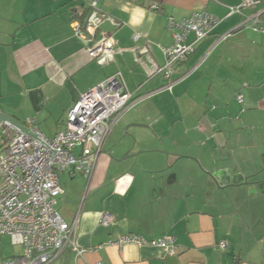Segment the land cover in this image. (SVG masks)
I'll list each match as a JSON object with an SVG mask.
<instances>
[{
    "label": "crops",
    "instance_id": "crops-1",
    "mask_svg": "<svg viewBox=\"0 0 264 264\" xmlns=\"http://www.w3.org/2000/svg\"><path fill=\"white\" fill-rule=\"evenodd\" d=\"M94 1L111 20L100 31L114 40V54L100 60L89 58L72 31V23H86ZM240 3L0 0L1 114L23 127L30 118L52 138L78 98L106 78L120 73L131 94L91 176L59 174L55 210L85 252L66 250L50 264H264V129L257 130L264 121V34L252 29L255 17L264 24V0L231 14ZM194 12L219 22L167 80L158 71L160 47L173 42L168 18ZM103 213L111 215L108 226L99 222ZM125 234L170 235L174 252L94 249ZM21 251L0 238V264Z\"/></svg>",
    "mask_w": 264,
    "mask_h": 264
},
{
    "label": "built area",
    "instance_id": "built-area-1",
    "mask_svg": "<svg viewBox=\"0 0 264 264\" xmlns=\"http://www.w3.org/2000/svg\"><path fill=\"white\" fill-rule=\"evenodd\" d=\"M260 1L241 0L230 13L241 14L243 9ZM89 9L85 33L78 23H72L73 34L86 45L91 60H100L114 54L112 36L100 31L101 24L111 20L99 10L96 1L90 3ZM218 22V18L205 12H194L180 21L169 17L167 28L173 42L168 47H160L164 65L158 73L170 80L174 67L194 52V44L206 38ZM252 29L264 34V24L258 17L254 18ZM190 34L192 41H188ZM237 100L242 102V96L238 95ZM131 102L122 76L116 73L78 98L66 115L64 129L52 138L43 136L30 118L25 120L24 127L31 135L0 121V238L8 236L22 250L20 255L1 264H50L66 250L78 257L85 252L78 247L73 228L55 210V200L63 193L59 174L67 171L71 177L89 178L103 139ZM76 147H80L78 155L73 153ZM99 222L110 225L111 215L101 214ZM174 242L175 238L170 235L147 240L137 234H125L94 249L150 246L166 249L171 255ZM219 247L224 248V242Z\"/></svg>",
    "mask_w": 264,
    "mask_h": 264
},
{
    "label": "water",
    "instance_id": "water-1",
    "mask_svg": "<svg viewBox=\"0 0 264 264\" xmlns=\"http://www.w3.org/2000/svg\"><path fill=\"white\" fill-rule=\"evenodd\" d=\"M0 121H6L8 122L11 126L13 127H16L18 128L22 133H25V134H28V135H31V133L27 130V128L21 126L20 124L16 123L14 120H12L11 118L3 115L0 113ZM181 157H185V156H181ZM195 160V159H193ZM246 184V183H244ZM233 185H236V184H233Z\"/></svg>",
    "mask_w": 264,
    "mask_h": 264
},
{
    "label": "trees",
    "instance_id": "trees-1",
    "mask_svg": "<svg viewBox=\"0 0 264 264\" xmlns=\"http://www.w3.org/2000/svg\"><path fill=\"white\" fill-rule=\"evenodd\" d=\"M100 10V9H99ZM88 11H89V13H88V17H89V15H90V13H91V10L90 9H88ZM101 11V10H100ZM102 12V11H101ZM103 13V12H102ZM104 14V13H103ZM88 17H87V19H88ZM87 22V21H86ZM86 24V23H85ZM85 24H80V27H81V29H82V31L85 33V31H84V27H85ZM72 31H73V28H72ZM98 34V33H97ZM96 34V35H97ZM74 35V34H73ZM76 38V37H75ZM76 39H78V38H76ZM79 41H81L82 42V40H80V39H78ZM35 125H36V123H35ZM37 127V126H36ZM38 129V128H37Z\"/></svg>",
    "mask_w": 264,
    "mask_h": 264
},
{
    "label": "rangeland",
    "instance_id": "rangeland-1",
    "mask_svg": "<svg viewBox=\"0 0 264 264\" xmlns=\"http://www.w3.org/2000/svg\"><path fill=\"white\" fill-rule=\"evenodd\" d=\"M242 107H243V106H241V108H242ZM233 108H234V107H233ZM239 109H240V108H239ZM245 111H246V109L244 108V109H243V112H245ZM239 112H240V111H239ZM260 128H261V129H264V121H262L261 126H260L257 130H260ZM257 130H256V131H257ZM77 150H78V148L75 149V153L77 152Z\"/></svg>",
    "mask_w": 264,
    "mask_h": 264
}]
</instances>
